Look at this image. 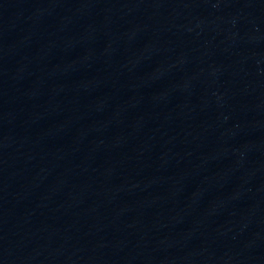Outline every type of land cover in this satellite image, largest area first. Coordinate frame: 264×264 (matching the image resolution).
I'll list each match as a JSON object with an SVG mask.
<instances>
[{
	"label": "water",
	"instance_id": "obj_1",
	"mask_svg": "<svg viewBox=\"0 0 264 264\" xmlns=\"http://www.w3.org/2000/svg\"><path fill=\"white\" fill-rule=\"evenodd\" d=\"M206 145L264 224V0H60Z\"/></svg>",
	"mask_w": 264,
	"mask_h": 264
}]
</instances>
